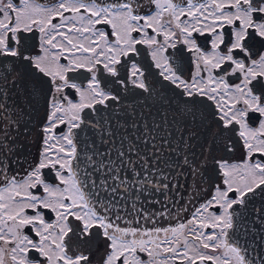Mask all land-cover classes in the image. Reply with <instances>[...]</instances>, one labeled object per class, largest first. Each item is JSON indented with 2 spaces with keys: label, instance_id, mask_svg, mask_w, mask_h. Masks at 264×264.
Here are the masks:
<instances>
[{
  "label": "snow or ice",
  "instance_id": "1",
  "mask_svg": "<svg viewBox=\"0 0 264 264\" xmlns=\"http://www.w3.org/2000/svg\"><path fill=\"white\" fill-rule=\"evenodd\" d=\"M0 264H264V0H0Z\"/></svg>",
  "mask_w": 264,
  "mask_h": 264
}]
</instances>
